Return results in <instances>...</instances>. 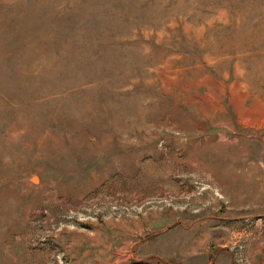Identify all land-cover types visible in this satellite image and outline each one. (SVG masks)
Returning a JSON list of instances; mask_svg holds the SVG:
<instances>
[{"label":"rangeland","instance_id":"rangeland-1","mask_svg":"<svg viewBox=\"0 0 264 264\" xmlns=\"http://www.w3.org/2000/svg\"><path fill=\"white\" fill-rule=\"evenodd\" d=\"M0 264H264V0H0Z\"/></svg>","mask_w":264,"mask_h":264}]
</instances>
